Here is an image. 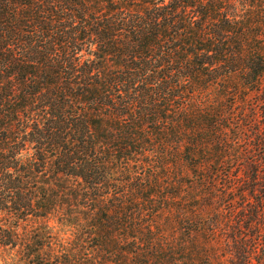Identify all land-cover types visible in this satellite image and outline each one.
<instances>
[{
    "label": "trees",
    "instance_id": "1",
    "mask_svg": "<svg viewBox=\"0 0 264 264\" xmlns=\"http://www.w3.org/2000/svg\"><path fill=\"white\" fill-rule=\"evenodd\" d=\"M0 264H264V0H0Z\"/></svg>",
    "mask_w": 264,
    "mask_h": 264
},
{
    "label": "rangeland",
    "instance_id": "2",
    "mask_svg": "<svg viewBox=\"0 0 264 264\" xmlns=\"http://www.w3.org/2000/svg\"><path fill=\"white\" fill-rule=\"evenodd\" d=\"M30 225V223H28Z\"/></svg>",
    "mask_w": 264,
    "mask_h": 264
}]
</instances>
